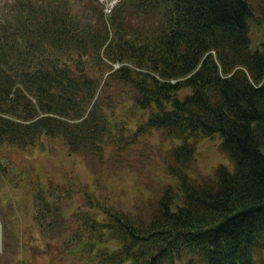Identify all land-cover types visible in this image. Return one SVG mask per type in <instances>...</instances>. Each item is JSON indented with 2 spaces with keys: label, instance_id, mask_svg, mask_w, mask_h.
<instances>
[{
  "label": "trees",
  "instance_id": "trees-1",
  "mask_svg": "<svg viewBox=\"0 0 264 264\" xmlns=\"http://www.w3.org/2000/svg\"><path fill=\"white\" fill-rule=\"evenodd\" d=\"M252 16L243 0H118L110 12L99 0H0L2 173L18 166L6 154L44 137L99 164L154 131L181 141L162 156L175 180L133 209L69 179L86 208L65 224L54 201L68 187L36 182L35 221L50 238L73 229L71 264H264V40L251 50ZM215 133L231 169L190 177L189 139Z\"/></svg>",
  "mask_w": 264,
  "mask_h": 264
},
{
  "label": "rangeland",
  "instance_id": "rangeland-1",
  "mask_svg": "<svg viewBox=\"0 0 264 264\" xmlns=\"http://www.w3.org/2000/svg\"><path fill=\"white\" fill-rule=\"evenodd\" d=\"M99 1L104 7L111 0ZM243 1L253 12L248 20L249 45L251 50L256 51L261 49L260 43L264 40V0ZM160 138L159 133L154 131L151 136L134 144L131 150L120 154H116L112 146L105 148L103 164L95 158L85 160L79 154L72 155L59 137H44L40 144L23 153L12 151L6 154L5 159L18 166L8 174L0 171V264H71L76 261V258L66 256L63 249L68 236L73 233L70 226L65 228L62 238H50L55 235L51 233L52 228L44 226L41 229L35 221L32 193L36 182L40 181L46 187L47 180L51 179L68 187L66 191H59L54 201L65 224L75 218L76 211L86 208L83 194L68 186L69 179L97 191L100 198L108 196L117 207L133 209L135 201L145 198L168 180H175L163 175L162 156L165 150L181 141L166 140L161 144ZM220 141V133L189 139L195 145V162L193 168L187 171L190 177L198 179L199 175H209L219 164L231 169L227 156L218 151ZM58 215L51 212L48 220L54 222Z\"/></svg>",
  "mask_w": 264,
  "mask_h": 264
},
{
  "label": "built area",
  "instance_id": "built-area-1",
  "mask_svg": "<svg viewBox=\"0 0 264 264\" xmlns=\"http://www.w3.org/2000/svg\"><path fill=\"white\" fill-rule=\"evenodd\" d=\"M116 2V0H111L110 2H107L105 5V11L106 12H110L111 9L113 8L112 6L114 5V3Z\"/></svg>",
  "mask_w": 264,
  "mask_h": 264
},
{
  "label": "water",
  "instance_id": "water-1",
  "mask_svg": "<svg viewBox=\"0 0 264 264\" xmlns=\"http://www.w3.org/2000/svg\"><path fill=\"white\" fill-rule=\"evenodd\" d=\"M1 234H2V230H1V225H0V250H1V245H2Z\"/></svg>",
  "mask_w": 264,
  "mask_h": 264
}]
</instances>
